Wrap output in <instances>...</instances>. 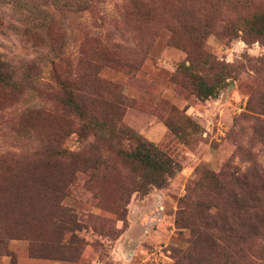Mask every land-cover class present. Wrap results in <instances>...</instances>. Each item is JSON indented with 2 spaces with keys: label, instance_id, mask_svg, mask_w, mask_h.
I'll return each mask as SVG.
<instances>
[{
  "label": "trees",
  "instance_id": "1",
  "mask_svg": "<svg viewBox=\"0 0 264 264\" xmlns=\"http://www.w3.org/2000/svg\"><path fill=\"white\" fill-rule=\"evenodd\" d=\"M38 1L0 0L12 6L15 33L34 53L11 61L0 52V134L9 130L8 140L17 145L34 143L30 152L0 157V254H7L5 240L23 238L45 248L30 247L31 257L72 262L87 245L85 234L98 237L101 229L104 238L118 237L116 222L125 225L131 193L163 188L179 169L121 122L131 103L99 79L98 69L139 62L165 28L186 54L174 77L199 100L214 98L238 63L215 61L203 39L221 17L235 37L264 44V0H121L119 18L110 19L103 34L93 29L104 18L87 26L76 20L91 15L95 0ZM70 40L78 44L76 58L67 53ZM246 63L264 87V56ZM245 110L250 140L264 148V94L256 89ZM69 131L79 142L74 153L59 147ZM233 155L248 163L243 171L230 162L217 172L199 166L185 187L174 225L188 231L189 242L173 254V264H256L251 255L264 262V173L242 143ZM76 187L86 192L85 204L114 218L64 205Z\"/></svg>",
  "mask_w": 264,
  "mask_h": 264
},
{
  "label": "rangeland",
  "instance_id": "2",
  "mask_svg": "<svg viewBox=\"0 0 264 264\" xmlns=\"http://www.w3.org/2000/svg\"><path fill=\"white\" fill-rule=\"evenodd\" d=\"M38 2L44 4L45 0ZM120 2L95 0L96 9L91 15L82 13L78 19L75 18L86 26L93 18H104L101 27L91 28L103 34L111 28L109 20L119 18L120 13L115 8ZM15 20L12 6L0 4V52L11 61L28 60L34 53L18 39ZM213 26L214 30L202 41L205 52L220 64L238 63L233 66L238 71L233 72L231 68V77L226 79L225 86L214 98L199 100L174 77L176 67L182 62L187 64L186 54L172 44L171 34L165 28L157 32L148 52L139 62L129 60L121 66L104 64L97 71L99 79L117 87L115 90L131 103L124 108L121 122L179 166L165 186L150 187L144 194L131 193L126 206L125 225L116 222L120 229L118 237L104 238L100 235L101 229L98 237L85 234L87 245L76 261L31 257L30 247L45 248L38 242L34 244L20 238L5 240L3 245L7 254H0V264H173V254L186 249L189 242L188 231L179 230L174 225L177 204L185 195V187L194 180L198 167L205 166L217 172L224 163L230 162L243 171L248 163H241L233 155L237 144L242 143L255 155V161L264 173V148L250 140L251 124L243 118V114L248 113L245 107L253 92L258 89L264 94L262 83L246 63L247 58L264 56V44L247 40L240 34L235 37L232 31L225 30V20L221 17L215 19ZM70 30L74 32L75 26ZM128 45L132 46L131 43ZM77 48L78 44L70 40L67 53L76 58ZM39 82L42 86L47 84L45 72L41 73ZM259 117L264 119V116ZM8 132L0 134V157L32 151L33 142L27 143L28 146L17 145L8 140ZM78 143L77 135L69 131L59 147L74 153L79 149ZM77 183L80 184L81 180L78 179ZM76 189L72 197L63 200L64 205L114 218L85 204L86 192ZM1 221L8 223L10 220L2 217ZM250 258L253 263L264 264L253 255Z\"/></svg>",
  "mask_w": 264,
  "mask_h": 264
}]
</instances>
